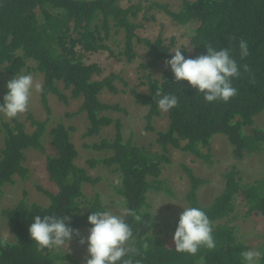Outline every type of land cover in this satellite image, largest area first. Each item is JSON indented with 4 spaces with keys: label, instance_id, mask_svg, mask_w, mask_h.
I'll use <instances>...</instances> for the list:
<instances>
[{
    "label": "trees",
    "instance_id": "16d2710c",
    "mask_svg": "<svg viewBox=\"0 0 264 264\" xmlns=\"http://www.w3.org/2000/svg\"><path fill=\"white\" fill-rule=\"evenodd\" d=\"M121 2L0 0V75L7 73L13 79L24 70L41 73V101L49 114L50 95L58 97L65 105L71 100L80 101L79 109L67 115L71 118L85 114L88 122L85 137L100 138L106 128L114 127L113 139L102 138L85 147L100 155L89 160L92 168L98 165L115 168L121 175L120 182L112 187L117 197L114 202L133 230L138 249V255L132 256L134 261L139 264H244L241 252L251 247L249 240L239 236V227L232 222L252 216L264 219V173H259L250 183L243 179L236 165L231 166L223 175L224 190L212 203L205 205L201 204L198 192L209 182L197 176L192 168L181 164L189 184L184 193L172 186L170 179L161 176L166 166L172 164L170 149L186 152L192 155L193 163L205 162L211 167V145L218 134L227 137L236 159L264 151V136L255 131L248 134L244 128L251 126L256 116L262 114L264 118V0H181L175 9L155 2L147 5L150 11H163L176 26L194 25L189 29L190 44L179 48L185 58L207 54L208 44L217 50L230 51L241 66V75L232 80L237 95L226 103H208L187 81L176 83L171 68L165 66V61L171 59L178 48L175 42L166 44L161 34L156 39L142 38L137 32L144 25L142 21L135 23L134 19L147 10L142 3L129 1L124 7ZM143 19L149 18L144 15ZM122 32V51L116 53L108 42ZM232 36L234 40L230 39ZM241 39L249 46L250 54L244 59L240 56ZM136 44L141 45L144 52L139 69L144 72L142 86L146 91L133 89L130 93L142 107L146 130L155 134L148 146L132 138L126 139L123 121L110 116L111 112H125V109L101 99L105 92L113 95L126 92L129 89L127 81L116 73L102 77V67L87 62L90 55L106 53L119 60L124 57L127 64H132L139 57ZM30 61L37 65L29 66ZM245 64L250 72L243 71ZM117 82L125 88L120 89ZM158 90L162 94L176 95L178 106L167 113L160 111L154 99ZM7 91L0 90V105ZM65 91L69 92L68 96ZM155 119H165L166 128L157 130L153 125ZM0 120V197L6 186L16 183V178H28L30 170L26 163L30 150L46 156L45 170L57 189L50 192L38 188L48 199L47 205L31 204L23 199L15 207L2 210L16 238L11 242L0 236V264H62L68 261L78 264L68 252L58 253L55 248L38 251L28 231L37 215L42 219L45 215L69 217L68 226L78 229L80 234L73 235L72 239L79 243L80 238H84L82 230L88 233L92 227L89 215L107 209L100 192L91 198L85 194L86 186L95 187L101 180L76 163L79 153L72 140L73 128L61 122L51 125L49 120L38 121L32 114L28 116L33 128L30 132L20 116L5 121L0 114ZM47 135L51 137L49 146L53 154L45 145ZM152 193H163L178 204L182 200L179 207L202 209L212 222L216 248L202 247L196 255L176 252L174 239H165L160 231L157 233L160 216L154 214L151 207ZM128 209L140 215L141 221L127 215L125 210ZM238 209L244 211L237 213ZM178 222L179 218L175 221L176 228ZM144 244L148 247L144 248ZM83 246L88 247L87 243ZM259 248L258 262L264 264V242Z\"/></svg>",
    "mask_w": 264,
    "mask_h": 264
},
{
    "label": "rangeland",
    "instance_id": "374dc122",
    "mask_svg": "<svg viewBox=\"0 0 264 264\" xmlns=\"http://www.w3.org/2000/svg\"><path fill=\"white\" fill-rule=\"evenodd\" d=\"M131 3H142L144 10H147L146 13L140 12L138 19H134L135 23L140 24V21L143 23V28L138 30V34L142 38L156 39L158 35H162L166 44H169L172 40L175 42L176 47L180 48L182 46H187L190 44L189 37V26H176L172 23V20L161 10H148L147 5L149 3H159L161 5H171L175 9L176 4H180L181 0H122L121 4L126 7ZM146 15L149 19H143V16ZM152 18V20H150ZM124 33L119 37H114L108 42V45L112 50H115L116 53L122 51L123 47ZM136 49L138 51L139 57L132 64H127L125 58L116 59L111 58L108 54H95L90 55L88 58V63H98L103 69V75L107 76L110 73L120 74L123 79H125L129 85V89L126 92L113 95L109 92H105L101 95V99L104 102L109 104H119L122 109H125V112H111L110 116L113 119H121L124 123V135L126 139H134L133 141L138 142L140 145H147L150 143L151 139L155 138V134L148 132L146 130V122L143 119L142 107L137 105L134 97L131 95V90H137L139 92H145L146 88L142 86L143 83V74L144 72L139 69V65L144 59V52L141 49V45L136 44ZM37 64L34 61L29 62V66L35 67ZM2 69L0 68V71ZM154 73H157L156 71ZM31 74L34 78V81L43 84V75L40 73L26 72L23 71L21 75ZM11 80L10 75L3 73L0 75V90L7 89V83ZM120 89H124L122 83H116ZM65 94L68 96L69 92L65 91ZM49 107L51 113L49 114L41 101V92H36L33 89L29 109L26 113L20 116L22 122L25 123L27 131H32L28 116L32 114L35 119L38 121L49 120V124L55 125L57 123H64L67 127L73 128L72 131V140L78 150V158L76 163L79 166L86 168L89 173L94 178H100L99 184L95 187L86 186L85 194L89 198L95 195V193L100 192L101 195L106 200L107 209L112 210L114 214L120 215L122 212L120 208L116 206L114 200L117 197L114 195L113 186L117 185L121 180V175L117 172L115 168H105L102 165H98L96 168H92L89 164V160L93 157H99V154L94 153L92 150H89L85 147V144L93 143L99 141L102 138L113 139L115 129L113 126L106 128L103 132L104 135H101L100 138H89L85 137L84 134L87 129L88 122L86 120L85 114H78L75 117H68V113H75L80 105V101L71 100L68 105H65L61 102L58 97L54 95L49 96ZM1 118L5 121H9L3 114ZM1 121V120H0ZM264 121V118H263ZM157 130H164L167 126V121L165 119H155L154 124ZM51 139L50 135L45 137V145L47 149L51 151L49 147V140ZM2 141V133L0 130V148ZM140 142V143H139ZM211 153L213 165L210 167L205 162H195L193 163L192 155L184 153L180 150L170 149V157L172 159V164L166 166L163 171L161 178L170 179V183L173 186H176L179 191H184L188 187V180L184 177V170L181 167V164L193 169L195 174L203 179H206L210 182H217L220 178L221 172L224 168L231 164L229 160V153L233 152V146L228 141L227 137L222 134L215 135L213 137V142L211 145ZM27 163L26 166L30 170L29 176L27 179L22 180L16 178V183L10 186H6L4 189V194L0 197V236L8 241H15V234L12 230V227L8 223V220L3 216V209H10L15 207L21 200L25 199L28 203H36L41 205H47L48 199L38 188L56 192V186L51 183L48 179L46 170H45V158L46 156L40 153L39 151L30 150L27 152ZM245 164L246 169H243L244 178L255 180L260 174L264 173V153L257 158L249 159ZM251 180V181H252ZM216 185V184H215ZM214 187V186H213ZM206 192V190H205ZM213 194H216V189L214 188ZM209 194L208 196H210ZM208 201L211 198H207ZM174 199L166 197L163 193H152L150 194V204L153 209L154 214L160 216V227L158 231L161 234H165L164 237H172L174 235V225L173 222L178 217L180 212L184 210V207H179V204L182 203L180 200L174 202ZM187 207V206H185ZM239 208L244 209V206H239ZM244 210H237L238 212ZM242 214V213H241ZM264 219L260 216H252L250 218H239L238 220L233 221L234 225L239 227V236H243L246 240L254 238L256 244L263 243L264 239ZM263 232H262V231ZM84 231V232H83ZM261 231V232H259ZM89 235L85 230H82V236L86 240ZM255 246V245H253ZM258 247V245H256ZM55 252L63 251L71 254L73 259L78 260V264H86V257L89 256L87 253V247L80 245L75 242L74 239L69 241L61 247L55 248ZM62 264H75L72 261H68ZM258 264V263H257Z\"/></svg>",
    "mask_w": 264,
    "mask_h": 264
},
{
    "label": "clouds",
    "instance_id": "9594fccd",
    "mask_svg": "<svg viewBox=\"0 0 264 264\" xmlns=\"http://www.w3.org/2000/svg\"><path fill=\"white\" fill-rule=\"evenodd\" d=\"M191 25L193 24L188 26L191 28ZM230 39L234 40L235 36L230 37ZM206 49L207 54L196 58H185L181 49L177 48L172 58L165 61V66L171 68L176 83L187 81L192 89L198 90L199 94H203L206 102L223 101L226 103L237 95V89L233 86L232 80L240 77L241 66L237 64L228 49L217 50L211 44L206 45ZM239 49L241 59L250 54L248 43L244 39L239 41ZM242 67L244 72H250L247 64ZM7 89L8 91L3 97L4 102L0 105V114L8 119H16L28 111L33 89L36 92L43 90L42 85L34 81L31 74L15 76L7 83ZM154 99L158 109L164 113L178 106V98L174 94H162L158 90L155 92ZM244 128L247 129L248 134L255 131V133L264 136L262 114L253 119L251 126L246 125ZM47 136L49 138V135ZM227 153H229L228 158L231 160V164L224 168L217 182L206 180L209 184L202 186L198 192L202 205L212 203L224 190L225 178L223 175L231 170L229 169L231 166L236 165L243 173L242 167L246 169V161L261 156L264 151L248 153L239 159L230 154L228 149ZM262 167L264 169V166ZM242 177L246 179L243 174ZM251 180L246 179L250 183L255 181ZM214 188L216 189L215 195L213 194ZM209 194L211 195L208 196ZM207 198L211 199L208 201ZM125 212L127 215L133 216L137 222L142 219L134 210L128 209ZM178 218L179 222L176 228L175 221ZM69 221V217L45 215L42 219L37 215L34 223L28 229L37 250L61 248L66 243L68 245L73 235L79 236L78 229H72L68 226ZM175 221L173 222L174 235L164 237L165 234L163 233L160 236L165 239L173 238L176 252L196 255L202 247L208 250L216 248L212 222L202 209L184 207V210L180 212ZM88 222L92 225L89 229V235L86 240L84 238L79 240L81 245L85 243L88 245L87 253L89 256L86 257V264H139V261L132 259V256L138 255L133 230L121 215L114 214L112 210L106 209L92 212L88 217ZM248 240L251 250L241 252L242 261L244 264H259L258 260L261 257L259 246L263 243L256 244L254 238ZM130 241L131 243H129ZM147 247L148 245L144 244V248Z\"/></svg>",
    "mask_w": 264,
    "mask_h": 264
}]
</instances>
